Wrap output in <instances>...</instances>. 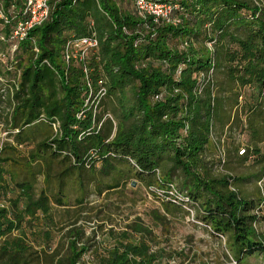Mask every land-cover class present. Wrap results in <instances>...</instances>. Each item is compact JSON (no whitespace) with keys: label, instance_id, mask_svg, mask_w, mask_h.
<instances>
[{"label":"trees","instance_id":"trees-1","mask_svg":"<svg viewBox=\"0 0 264 264\" xmlns=\"http://www.w3.org/2000/svg\"><path fill=\"white\" fill-rule=\"evenodd\" d=\"M156 1L178 4L175 16L180 22L156 23L152 17L144 18L135 0L130 11L123 10L117 0H56L49 19L32 29L12 53L9 37L26 0H0L1 62L6 73L0 77V103L1 109L12 110L3 119L10 140L0 146V188L8 185L3 164L16 161L24 144H35V160H47L50 166L59 162L67 170L85 172L101 162L106 175L121 171L127 179H139L165 195L174 187L177 197L193 202L194 220L225 240L226 261L249 264L256 254H264V241L257 233L260 202L255 194H246L241 184L264 179V148L259 146L264 144V107L255 105L256 100L264 101V0ZM90 31L100 38L99 49L89 58L91 76L94 82L106 81L108 94L95 116L88 111L79 119L88 88L80 65L66 75L63 49L71 36ZM233 44L242 52L239 57ZM210 70L213 79L203 81L199 92L201 76L205 73L207 77ZM219 74L223 75L221 82L217 81ZM254 81L259 83L260 97L251 101L244 96L245 107L238 103L237 110L229 109L234 106L228 103L230 95L238 92L237 87L251 88ZM130 84L133 106L126 105L125 93L117 99L123 108L117 124L114 117L120 120V107L111 96ZM247 104L251 106L246 108ZM42 114L60 119V135L40 120ZM231 136L239 144L233 152L228 147ZM223 140V168L232 169V162L243 163L258 155L261 173L239 177L215 173L222 162L217 147ZM207 150L216 155L209 167ZM27 186L30 193L31 186ZM121 186L119 181L107 190ZM26 201L22 209L19 200H12L13 211L0 204V238L12 233L15 221L11 216L21 220L22 210L31 214L39 208L50 211L46 193L37 198L31 192ZM57 202L63 204L61 198ZM167 202L172 215L183 212L191 217L182 204ZM153 218L166 230L167 216ZM130 233L136 241L130 240ZM125 236L99 264H171L175 256L185 257L182 264L196 262L188 259L184 249H155L154 232L143 223L129 225ZM68 238L66 252L57 250L45 263L91 264L83 259L91 245L82 243V231L71 229ZM32 251L23 240L5 239L0 245V264H44L34 262L36 252Z\"/></svg>","mask_w":264,"mask_h":264},{"label":"rangeland","instance_id":"rangeland-1","mask_svg":"<svg viewBox=\"0 0 264 264\" xmlns=\"http://www.w3.org/2000/svg\"><path fill=\"white\" fill-rule=\"evenodd\" d=\"M117 1L123 10H133V0ZM232 49L233 52L237 51L238 57L241 55L242 52L237 45L233 44ZM3 51L0 42V77L6 74H3L5 67L1 62ZM23 57H26V54ZM237 63L238 61L235 65ZM218 76L217 81L221 82L223 75L219 74ZM249 86L237 87L238 92L231 94L230 98L227 97L230 100L228 103L234 105L229 109L237 110L238 103L245 107L246 99L252 101L260 97L259 83L254 81L251 83V88ZM133 89L134 87L130 84L125 87L123 92L111 96L116 107H120V120L114 117L117 124L123 118V108L117 99H120L125 93L128 97L125 101L126 105L133 106V99H131L134 95ZM243 91L244 95H242ZM221 92L223 94V90ZM239 92L242 95L240 97L238 96ZM237 97L239 98L238 102ZM257 103L264 107V101L262 103L256 100L255 105ZM2 105L0 103V114H2L0 116L2 118L0 120V146L10 140L7 138L9 132L4 127L3 119L12 113L11 108L10 110L8 108L1 109ZM250 106L251 104H247L246 108ZM257 147L259 148V146ZM34 150H36L34 143L24 144L19 147V158L16 161L12 160L3 164L7 170L8 185L0 188V204H5L13 211L11 201L19 200V207L24 209L27 206L26 199L31 192L37 198L42 193H46L49 197L50 211L46 212L39 208L34 214H31V212L22 210L24 212L21 220H17L16 216H11L15 221V226L11 234L0 238V245L5 239L23 240L36 252L32 255L36 260L34 262L42 261L46 264V258L56 253L57 250H60L62 254L66 252L64 242L69 240V231L77 228L82 231L81 241H84L82 243L86 244L87 242L91 245L83 259L91 264H99L100 259L106 257L117 243L126 239L125 231L128 232V226L137 222L143 223L153 230L155 249L158 247H166L175 251L184 249L189 256L188 259H196L195 264H237L234 260L230 263L226 261L223 254L224 239L220 241L211 235L203 224L196 222L192 216L190 217L186 213L177 212L175 216L169 213L167 200L161 198L157 193L151 192L148 186L139 179L129 180L121 171H114L106 175L101 162H97L95 167L85 172L67 170V166L62 167L59 162L50 166L47 160H35L32 157ZM259 157L256 155L255 158L243 163L232 162L230 165L232 169L227 166L223 170L214 169V172L217 174L219 172L228 173L234 177L258 174L262 171ZM214 159H216L215 153L212 155V152L207 150L205 161L208 163V167L210 166L209 162ZM117 179L122 186L107 190L109 185L119 182ZM24 183L25 185H23ZM29 184L31 186L30 193L26 190ZM241 184L246 194H255L260 202L262 218L257 225V233L264 241V179L262 182H243ZM58 198L62 199V205L57 202ZM157 215L167 216L166 230L163 231L153 218ZM129 237H131L130 240L136 241V235L133 233H130ZM183 260L185 257L175 256L171 264H182ZM249 264H264V254H256L250 259Z\"/></svg>","mask_w":264,"mask_h":264},{"label":"built area","instance_id":"built-area-1","mask_svg":"<svg viewBox=\"0 0 264 264\" xmlns=\"http://www.w3.org/2000/svg\"><path fill=\"white\" fill-rule=\"evenodd\" d=\"M56 0H26L25 8L21 14V18L15 23L13 27V32L9 37V41L12 43V53H15L19 43L26 40L32 29L44 24L50 17L53 8V2ZM135 8L140 16L152 17L153 21L156 23L168 22L177 24L180 20L175 16V11L179 9L178 4H172L156 0H135ZM7 22L9 21L6 19ZM126 31V29H125ZM100 47V38L95 31H90L89 33L81 36H71L65 43L63 49V61L65 65L66 75H70L72 69L76 65L82 67L83 75L85 76L86 86L88 88V96L85 100L84 109H82L77 117L79 119L84 118L88 111H93L94 116L97 113L99 104L102 99H104L108 94V86L106 81L99 79L94 82L91 76V69L89 66L90 55L97 51ZM209 47H213V42L209 43ZM34 50L38 54L40 52L37 44L34 46ZM213 79V70L208 72V76L203 73L201 76V86L199 92L202 91L204 82H208ZM204 81V82H203ZM214 86V84H213ZM19 87L16 84V89ZM11 94H14L13 87L10 88ZM160 95H157L158 99ZM41 121L48 123L54 132V135H60L62 133V123L58 117H48L42 114L40 117ZM19 130H15L18 132ZM187 132V128L185 130ZM85 133V132H84ZM218 145L217 149L221 153L220 157L222 162L220 164V169L223 170V165L226 162L224 156V146ZM244 152V150H242ZM263 181V179H262ZM261 181V182H262ZM151 192L157 193L161 198L167 201H172L174 203L182 204L185 209H187L192 216H194V211L192 209V201L188 197H177L175 195L174 187L167 191V195L163 191L156 189L154 187L150 188Z\"/></svg>","mask_w":264,"mask_h":264},{"label":"crops","instance_id":"crops-1","mask_svg":"<svg viewBox=\"0 0 264 264\" xmlns=\"http://www.w3.org/2000/svg\"><path fill=\"white\" fill-rule=\"evenodd\" d=\"M253 142L255 143V140L253 139ZM238 142L236 140V138L234 136H231L228 140V147L229 149L233 152L234 150H236V148L238 149ZM259 146H263V143H259Z\"/></svg>","mask_w":264,"mask_h":264},{"label":"water","instance_id":"water-1","mask_svg":"<svg viewBox=\"0 0 264 264\" xmlns=\"http://www.w3.org/2000/svg\"><path fill=\"white\" fill-rule=\"evenodd\" d=\"M135 184V183H134Z\"/></svg>","mask_w":264,"mask_h":264}]
</instances>
